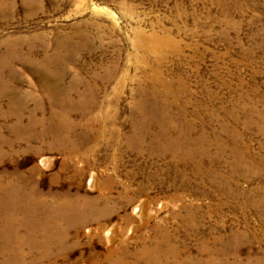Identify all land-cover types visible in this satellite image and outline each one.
Segmentation results:
<instances>
[{"label":"rangeland","instance_id":"1","mask_svg":"<svg viewBox=\"0 0 264 264\" xmlns=\"http://www.w3.org/2000/svg\"><path fill=\"white\" fill-rule=\"evenodd\" d=\"M0 264H264V0H0Z\"/></svg>","mask_w":264,"mask_h":264}]
</instances>
